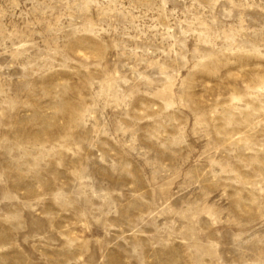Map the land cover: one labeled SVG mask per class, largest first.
I'll return each instance as SVG.
<instances>
[{
  "label": "rangeland",
  "instance_id": "374dc122",
  "mask_svg": "<svg viewBox=\"0 0 264 264\" xmlns=\"http://www.w3.org/2000/svg\"><path fill=\"white\" fill-rule=\"evenodd\" d=\"M0 264H264V0H0Z\"/></svg>",
  "mask_w": 264,
  "mask_h": 264
}]
</instances>
